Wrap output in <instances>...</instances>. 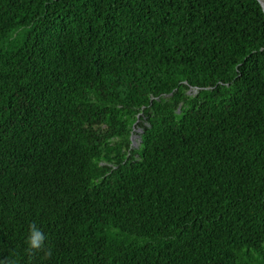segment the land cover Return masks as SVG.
Instances as JSON below:
<instances>
[{
  "label": "trees",
  "instance_id": "trees-1",
  "mask_svg": "<svg viewBox=\"0 0 264 264\" xmlns=\"http://www.w3.org/2000/svg\"><path fill=\"white\" fill-rule=\"evenodd\" d=\"M0 260L264 264L258 0H0Z\"/></svg>",
  "mask_w": 264,
  "mask_h": 264
},
{
  "label": "clouds",
  "instance_id": "clouds-1",
  "mask_svg": "<svg viewBox=\"0 0 264 264\" xmlns=\"http://www.w3.org/2000/svg\"><path fill=\"white\" fill-rule=\"evenodd\" d=\"M135 128L133 129L131 140L134 145L139 142L138 135L135 134ZM138 132H140L138 130ZM137 132V133H138ZM138 139V141H136ZM27 249L32 252L44 251V258H50L53 255V251L50 247L46 246V235L40 229L36 222L29 224L26 235ZM0 264H5L4 260H0ZM14 264V261H13Z\"/></svg>",
  "mask_w": 264,
  "mask_h": 264
},
{
  "label": "water",
  "instance_id": "water-1",
  "mask_svg": "<svg viewBox=\"0 0 264 264\" xmlns=\"http://www.w3.org/2000/svg\"><path fill=\"white\" fill-rule=\"evenodd\" d=\"M258 1H259L260 5H261V7L263 9V12H264V1L263 0H258Z\"/></svg>",
  "mask_w": 264,
  "mask_h": 264
},
{
  "label": "rangeland",
  "instance_id": "rangeland-1",
  "mask_svg": "<svg viewBox=\"0 0 264 264\" xmlns=\"http://www.w3.org/2000/svg\"><path fill=\"white\" fill-rule=\"evenodd\" d=\"M137 132H138V129L135 130V134H137Z\"/></svg>",
  "mask_w": 264,
  "mask_h": 264
}]
</instances>
